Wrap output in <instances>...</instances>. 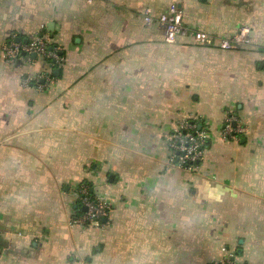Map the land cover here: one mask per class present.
Instances as JSON below:
<instances>
[{"label": "crops", "instance_id": "crops-1", "mask_svg": "<svg viewBox=\"0 0 264 264\" xmlns=\"http://www.w3.org/2000/svg\"><path fill=\"white\" fill-rule=\"evenodd\" d=\"M170 5L188 30L171 44L142 21ZM244 27L250 45L219 48ZM40 35L64 61L38 91L22 82L47 63L2 47ZM227 113L247 131L223 142ZM189 116L210 132L193 173L167 162ZM83 183L111 204L97 228L71 224ZM224 250L264 264V0H0V264H214Z\"/></svg>", "mask_w": 264, "mask_h": 264}, {"label": "built area", "instance_id": "built-area-1", "mask_svg": "<svg viewBox=\"0 0 264 264\" xmlns=\"http://www.w3.org/2000/svg\"><path fill=\"white\" fill-rule=\"evenodd\" d=\"M182 12L176 5H170L166 13L155 16L150 9L143 13L142 21L146 27L153 24L163 29V36L166 43H174L178 39L187 36L188 30L182 23ZM44 27L41 28V31ZM248 28L240 29L231 40H221L219 48L223 51H230L240 45H250L251 40ZM194 43L202 47H211L215 42L212 37L202 32L192 34ZM17 37L11 36L2 47V53L7 62L25 56L31 61V56L42 58L49 66V71L43 75L25 78L23 86L43 90L52 83V71L62 65L64 59L58 47L51 45L47 36L40 35L27 43L16 42ZM246 127L240 123L235 115L227 113L219 131V137L223 142L238 140L246 133ZM210 132L202 125L199 116H189L176 123L172 132L166 137L168 149V165L189 173L198 170L203 161ZM78 207L82 213L76 214L71 219L72 225L83 227H99L102 220L106 219L111 212V204L107 198L96 195L91 191L89 185L83 183L78 186ZM85 209V211H83ZM214 264H239L235 254L224 250V256Z\"/></svg>", "mask_w": 264, "mask_h": 264}, {"label": "water", "instance_id": "water-1", "mask_svg": "<svg viewBox=\"0 0 264 264\" xmlns=\"http://www.w3.org/2000/svg\"><path fill=\"white\" fill-rule=\"evenodd\" d=\"M47 28H48V31L51 33L50 37L52 38L53 24L50 23V24L48 25ZM20 41H21V40H20L19 38L16 39V42H17V43H19ZM27 41H28V40H24L23 42H24V43H27ZM31 58H32V59H35L36 56H35V55H32ZM59 72H60L59 70H54L53 73H54L55 76H58ZM83 211H85V209H83ZM105 221H106V219H103V220H102V222H105Z\"/></svg>", "mask_w": 264, "mask_h": 264}, {"label": "trees", "instance_id": "trees-1", "mask_svg": "<svg viewBox=\"0 0 264 264\" xmlns=\"http://www.w3.org/2000/svg\"><path fill=\"white\" fill-rule=\"evenodd\" d=\"M81 213H82V210L79 207H77V209H76V215L79 216Z\"/></svg>", "mask_w": 264, "mask_h": 264}]
</instances>
